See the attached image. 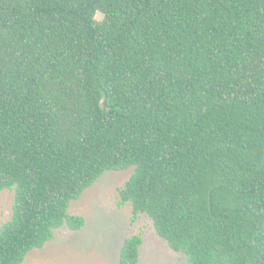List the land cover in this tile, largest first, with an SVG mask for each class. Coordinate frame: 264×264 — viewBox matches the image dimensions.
I'll use <instances>...</instances> for the list:
<instances>
[{
    "label": "trees",
    "instance_id": "16d2710c",
    "mask_svg": "<svg viewBox=\"0 0 264 264\" xmlns=\"http://www.w3.org/2000/svg\"><path fill=\"white\" fill-rule=\"evenodd\" d=\"M129 168L119 204L187 264H264V0H0V264Z\"/></svg>",
    "mask_w": 264,
    "mask_h": 264
},
{
    "label": "rangeland",
    "instance_id": "374dc122",
    "mask_svg": "<svg viewBox=\"0 0 264 264\" xmlns=\"http://www.w3.org/2000/svg\"><path fill=\"white\" fill-rule=\"evenodd\" d=\"M104 17L98 12L97 19ZM133 171H105L70 204V213L85 217L84 227L75 230L64 224L42 248L31 250L22 264H120L121 248L132 234L143 240L138 264H187L186 254L169 246L147 214L132 220L131 204H119V189ZM14 202V190L0 192V225L11 218Z\"/></svg>",
    "mask_w": 264,
    "mask_h": 264
}]
</instances>
